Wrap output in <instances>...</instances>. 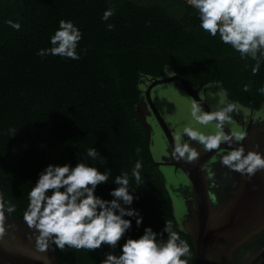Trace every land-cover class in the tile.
Instances as JSON below:
<instances>
[{"label":"trees","instance_id":"16d2710c","mask_svg":"<svg viewBox=\"0 0 264 264\" xmlns=\"http://www.w3.org/2000/svg\"><path fill=\"white\" fill-rule=\"evenodd\" d=\"M170 3L167 10L139 0H0V194L16 206L5 215L24 219L28 193L49 164L85 162L100 172L111 170L109 181L95 189L105 200L113 199L115 177L127 172L134 199L123 206L142 218L137 225L136 217H124L131 228L115 248L62 252L53 244L57 264H100L109 252L120 255L126 240L139 238L146 227L166 241V221L190 247V257L182 259L195 264L191 241L176 228L161 174L151 162L144 129L132 115L138 75L158 77L170 65L191 82H219L230 100L257 109L264 104L258 91L264 87V58L253 74L256 61L204 31L197 9L184 0ZM109 8L113 15L105 21ZM9 20L20 24L19 31ZM60 20L82 33L78 60L38 55L52 47ZM91 147L107 163L90 159ZM138 160L144 181L139 186L132 177Z\"/></svg>","mask_w":264,"mask_h":264},{"label":"clouds","instance_id":"9594fccd","mask_svg":"<svg viewBox=\"0 0 264 264\" xmlns=\"http://www.w3.org/2000/svg\"><path fill=\"white\" fill-rule=\"evenodd\" d=\"M198 10L200 27L215 37L219 34L223 43L230 45L240 56L250 57L256 63L252 67L253 74L259 71L261 58H264V0H187ZM113 15L111 8L106 9L102 19L107 21ZM8 25L19 31L20 24L11 20ZM109 24L108 29L112 30ZM82 33L73 22L60 20L59 27L50 38L52 47L41 49L38 55L60 56L72 60L80 59L76 49ZM249 91V86H244ZM264 94V87L258 90ZM225 104L216 111H204L198 102L191 105V116L201 125L215 123L218 131L205 134L185 127L180 135L174 137L171 156L176 160L194 163L200 152L187 141H195L203 146L205 152L219 151L221 144L228 145L229 151L223 154L220 163L228 169L251 178L259 170H264V156L254 150L245 153L239 142L246 138V133L225 132V125L231 124L232 113L238 112L240 105L227 102V90L223 91ZM16 131V130H15ZM15 131L12 135L15 134ZM187 137V141L183 137ZM239 144L232 148L233 142ZM137 153L140 149L138 148ZM87 156L100 163H107L95 148L87 150ZM142 163L136 161L132 169V177L137 186L144 181L141 176ZM100 172L96 167L85 162H77L74 167L68 164L51 165L40 173L35 185L28 193L29 204L24 213V220L29 228L34 229L36 248L46 253L50 244L60 251L66 248L94 251L103 245L115 248L131 228V221L125 216L136 217L137 225L142 223L138 212L123 205H131L133 195L129 192L130 179L127 172L114 179L118 187L111 190V200H105L95 194V189L109 181V172ZM211 173H209V178ZM51 192V195L48 193ZM16 206L5 202L0 194V236L5 233V213H13ZM163 232L167 239L158 240L157 233L150 227L144 229L143 235L137 239L128 238L121 246V254L111 252L100 264H188L190 247L172 230L170 221H166ZM43 264H50L47 255L38 256Z\"/></svg>","mask_w":264,"mask_h":264},{"label":"water","instance_id":"95a60500","mask_svg":"<svg viewBox=\"0 0 264 264\" xmlns=\"http://www.w3.org/2000/svg\"><path fill=\"white\" fill-rule=\"evenodd\" d=\"M137 88L132 115L144 129L151 162L161 174L176 228L191 241L195 264H264V170L248 178L220 163L231 150L228 145L205 152L186 136L183 139L200 152L199 159L189 163L171 156L174 137L185 127L205 134L218 131L214 122L207 126L196 122L191 105L198 102L204 111L223 107L221 84L210 78L191 82L167 65L158 77L139 74ZM227 102L239 104L240 109L232 113L224 131L246 133L239 142L245 153L254 150L264 156V104L255 109L228 97ZM238 146L235 141L231 145ZM5 217L0 264H43L37 259L43 255L57 264L53 244L46 253L38 252L35 230L24 219Z\"/></svg>","mask_w":264,"mask_h":264},{"label":"flooded vegetation","instance_id":"af4514ba","mask_svg":"<svg viewBox=\"0 0 264 264\" xmlns=\"http://www.w3.org/2000/svg\"><path fill=\"white\" fill-rule=\"evenodd\" d=\"M139 1H141L142 3H148V4H157L158 6H160L161 8H163V9H166L167 7H169L170 6V2L172 1V0H165V1H162V0H139ZM168 3H169V5H168ZM167 4V5H166ZM260 116V115H259ZM258 118H260V117H258Z\"/></svg>","mask_w":264,"mask_h":264},{"label":"rangeland","instance_id":"374dc122","mask_svg":"<svg viewBox=\"0 0 264 264\" xmlns=\"http://www.w3.org/2000/svg\"><path fill=\"white\" fill-rule=\"evenodd\" d=\"M143 1H144V0H143ZM162 1H165V0H162ZM184 1H185L186 3H188L187 0H184ZM188 4H189V3H188ZM166 5H167V4H166ZM168 5H169V3H168ZM168 8H170V6L167 7V10H168ZM167 10H166V11H167Z\"/></svg>","mask_w":264,"mask_h":264}]
</instances>
